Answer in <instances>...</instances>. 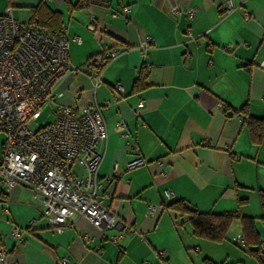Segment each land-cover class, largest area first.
I'll list each match as a JSON object with an SVG mask.
<instances>
[{
	"label": "crops",
	"instance_id": "obj_1",
	"mask_svg": "<svg viewBox=\"0 0 264 264\" xmlns=\"http://www.w3.org/2000/svg\"><path fill=\"white\" fill-rule=\"evenodd\" d=\"M232 1L223 14L220 0H0V14L10 7L25 22L41 2L58 11L76 65L103 44L121 48L101 84L79 72L62 101H92L102 110L107 135L97 196L122 236L110 239L121 229L99 230L79 214L57 232L30 188L5 191L0 181V247L9 264H264V134L254 140L246 121L264 119V0ZM91 16L95 30L87 27ZM137 156L146 163L126 169ZM175 200L199 212L253 218L259 244L246 241L240 217L221 240L199 236L190 214L168 207ZM13 225L24 229L20 242L9 234Z\"/></svg>",
	"mask_w": 264,
	"mask_h": 264
},
{
	"label": "built area",
	"instance_id": "obj_2",
	"mask_svg": "<svg viewBox=\"0 0 264 264\" xmlns=\"http://www.w3.org/2000/svg\"><path fill=\"white\" fill-rule=\"evenodd\" d=\"M128 9L122 8L124 12ZM219 9L223 14L231 12L233 1L220 0ZM179 12L178 5L170 7L171 14ZM188 15L193 16L194 10H189ZM251 17L245 12V19ZM87 27L95 30L93 16ZM150 41L147 36L140 48H146ZM120 52L118 46L103 44L100 51L76 65L69 59V38L63 28L47 32L34 23L15 18L10 7L0 14V133L3 134L0 181L5 191L16 185L30 188L43 204L42 215L57 232L71 225V216L79 214L99 230L121 229L110 239L122 236L116 216L97 196L102 142L107 135L102 110L92 101L82 104L62 101L70 77L83 72L96 87L102 83L105 66ZM260 66L264 69V61ZM114 89L120 92L122 88L116 83ZM47 108L52 120L38 122ZM115 129L124 130V124L117 122ZM145 163L137 156L127 161L125 167L132 169ZM119 172L114 166V173ZM167 193L173 195L170 190ZM153 209L149 205L148 213L152 214ZM23 232V228L13 225L9 234L20 242ZM158 254L165 256L166 251L160 250ZM67 262L68 258L61 260L62 264ZM0 264H9L2 247Z\"/></svg>",
	"mask_w": 264,
	"mask_h": 264
},
{
	"label": "trees",
	"instance_id": "obj_3",
	"mask_svg": "<svg viewBox=\"0 0 264 264\" xmlns=\"http://www.w3.org/2000/svg\"><path fill=\"white\" fill-rule=\"evenodd\" d=\"M32 14L33 18L30 22L47 32L53 33L62 29L59 12L50 9L45 2H41L32 8ZM246 121L252 138L260 141V138L264 134V119L248 117ZM260 201L264 210V191H260ZM168 207L178 211L180 214H190V221L194 227L195 233L201 237L214 241L221 240L225 235L230 221L235 217H240L242 219L246 241L253 242L255 245L259 244L253 218L246 216L241 217L237 211H225L222 213L199 212L195 209H191L190 206L182 200H175L169 203ZM257 250L258 249L252 250V252L257 253Z\"/></svg>",
	"mask_w": 264,
	"mask_h": 264
},
{
	"label": "rangeland",
	"instance_id": "obj_4",
	"mask_svg": "<svg viewBox=\"0 0 264 264\" xmlns=\"http://www.w3.org/2000/svg\"><path fill=\"white\" fill-rule=\"evenodd\" d=\"M2 1V0H1ZM53 118L52 113L50 112V109L47 108L43 114L38 118V122H49L51 121ZM3 141V134L0 133V157H1V153H2V149H1V143Z\"/></svg>",
	"mask_w": 264,
	"mask_h": 264
}]
</instances>
